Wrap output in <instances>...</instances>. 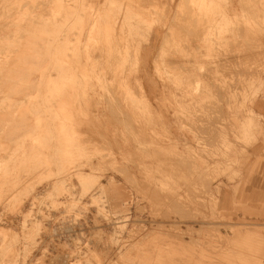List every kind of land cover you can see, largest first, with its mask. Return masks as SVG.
<instances>
[{"label": "rangeland", "instance_id": "374dc122", "mask_svg": "<svg viewBox=\"0 0 264 264\" xmlns=\"http://www.w3.org/2000/svg\"><path fill=\"white\" fill-rule=\"evenodd\" d=\"M142 1L0 0V264H264V0Z\"/></svg>", "mask_w": 264, "mask_h": 264}, {"label": "bare ground", "instance_id": "6f19581e", "mask_svg": "<svg viewBox=\"0 0 264 264\" xmlns=\"http://www.w3.org/2000/svg\"><path fill=\"white\" fill-rule=\"evenodd\" d=\"M143 1H145V0H143ZM143 1H142V2H143ZM146 1H147V0H146ZM148 1H149V0H148ZM151 1H152V0H151ZM151 1H150V2H151ZM178 1H179V0H178ZM255 1H256V0H255ZM40 2H41V1H40ZM140 2H141V1H140ZM181 2H182V1H181ZM239 2H240V0H239ZM239 2H238V3H239ZM244 2H245V1H244ZM252 2H253V1H252ZM260 2H261V1H260ZM263 2H264V1H263ZM37 3H38V2H37ZM37 3H36V4H37ZM245 3H247V2H245ZM245 3H244V4H245ZM145 4H146V3H145ZM263 4H264V3H263ZM155 5H156V4H155ZM241 5H242V4H241ZM249 5H250V4H249ZM260 5H261V4H260ZM36 6H37V5H36ZM245 6H246V4H245ZM188 7H189V6H188ZM263 7H264V5H263ZM243 8H244V7H243ZM251 14H253V13H251ZM179 15H180V14H179ZM255 15H256V14H255ZM257 15H258V14H257ZM173 16H174V15H173ZM182 16H183V15H182ZM251 16H252V15H251ZM263 16H264V15H263ZM197 17H198V15H197ZM181 19H182V18H181ZM185 19H186V18H185ZM195 19H196V18H195ZM200 19H201V18H200ZM175 20H176V19H175ZM190 20H191V19H190ZM201 20H202V19H201ZM263 21H264V20H263ZM263 21H262V22H263ZM182 22H184V20H183ZM185 22H186V21H185ZM190 22H191V21H190ZM260 22H261V21H260ZM174 23H175V22H174ZM168 24H169V23H168ZM179 24H180V23H179ZM184 26H185V25H184ZM191 26H192V25H191ZM191 26H190V27H191ZM186 27H187V26H186ZM182 28H183V27H182ZM261 29H262V28H261ZM177 30H178V29H177ZM187 30H190V29H187V28H186V31H187ZM239 30H241V29H239ZM259 30H260V29H259ZM166 31H167V29H166ZM175 31H176V30H175ZM180 31H181V29H180ZM182 32H184V30H183ZM190 33H191V32H190ZM172 34H173V33H172ZM191 35H192V34H191ZM193 35H194V34H193ZM88 36H89V35H88ZM249 36H251V35H249ZM182 38H183V37H182ZM186 38H187V37H186ZM261 39H262V38H261ZM247 41H248V40H247ZM87 42H88V41H87ZM236 42H237V41H236ZM245 42H246V41H245ZM183 43H184V42H183ZM251 44H252V43H251ZM254 44H255V43H254ZM255 48H256V47H255ZM245 49H247V48H245ZM245 49H244V50H245ZM99 51H100V50H99ZM159 51H160V50H159ZM253 51H254V50H253ZM97 52H98V51H97ZM243 52H244V51H243ZM244 54H245V56L249 57V58H248V61H250L249 59H250V57L253 55L252 50H250V48H248V49L244 52ZM261 54H262V53H261ZM230 55H231V54H230ZM235 55H237V54H235ZM96 56H97V55H96ZM170 56H171V55H170ZM227 56H228V55H227ZM253 56H254V55H253ZM232 57H233V56H232ZM241 57H242V56H241ZM242 58H243V57H242ZM242 58H241V59H242ZM253 58H254V57H253ZM253 58H252V60H253ZM228 59H229V56H228ZM232 59H233V58H232ZM234 59H235V58H234ZM236 59H237V58H236ZM243 59H245V58H243ZM255 59H256V58H254V60H255ZM221 60H222L221 62L224 63V62H223V59H221ZM229 60H231V58H230ZM245 60H246V59H245ZM167 61H168V60H167ZM226 61H227V60H226ZM233 61H234V60H233ZM241 61H242V60H240L238 63H240ZM256 61H258V59L255 60V61H253V62L250 61V64H251V63L255 64L254 62H256ZM245 62H247V61H245ZM232 63H233V62H232ZM257 63H258V62H257ZM257 63H256V64H257ZM173 64H175V63H173ZM219 64H220V63H219ZM181 65H182V64H181ZM210 65H211V63H210ZM248 65H249V64H248ZM172 66H173V65H172ZM220 66H221V65H220ZM226 66H227V64H226ZM242 66H243V65H242ZM242 66H241V67H242ZM258 66H259V65H258ZM221 67H222V66H221ZM228 67H229V66H228ZM231 67H232V66H231ZM234 67H236L235 64L233 65V68H234ZM243 67L245 68L246 65L243 66ZM173 68H174V67H173ZM187 68H188V67H187ZM211 68H212V67H211ZM224 68H225V67H224ZM224 68H223L222 70H224ZM226 68H227V67H226ZM237 68H238V67H237ZM246 68L249 69V67H246ZM246 68L243 70V71H244V74H245V70H246ZM254 68H256V66H255V67L253 66L252 69H254ZM177 69H178V68H177ZM229 69H232V68H229ZM234 69H235V68H234ZM234 69H232V70H234ZM189 70H190V69H189ZM206 70H207V69H206ZM218 70H219V69H218ZM220 70H221V68H220ZM236 70H239V69H236ZM236 70H234V72H235ZM255 70H256V69H255ZM211 71H212V70H211ZM225 71H226V70H225ZM253 71H254V70H253ZM253 71H251V72H253ZM234 72H233V74H234ZM238 72H240V70H239ZM238 72H237V73H238ZM248 72H249V71H248ZM242 73H243V72H242ZM253 73H254V72H253ZM107 74H108V73H107ZM204 74H206V73H204ZM227 74H228V71H227ZM227 74H226V75H227ZM255 74H256V73H255ZM198 75H199L198 72L195 71V70H193V71H191L190 77H198ZM228 75H229V74H228ZM242 75H243V74H242ZM249 75H251V74H249ZM251 76H252V75H251ZM229 77H230V76H229ZM108 78H109V77H108ZM208 78H209V76H208ZM232 78H233V77H232ZM246 78H247V77H246ZM248 78H249V76H248ZM248 78H247V79H248ZM250 78H251V77H250ZM250 78H249V79H250ZM111 79H112V78H111ZM191 79H193V78H191ZM234 80H236V77H235ZM240 80H241V79H240ZM248 81H249V80H248ZM235 82H236V81H235ZM240 82H241V81H240ZM244 82H247V81L244 80ZM208 83H209V82H208ZM248 84H249V83H248ZM112 85H113V84H112ZM230 85H231V84H230ZM239 85H240V84H239ZM244 85H245V84H244ZM246 86H247V84H246ZM110 87H111V86H110ZM115 87H116V86H115ZM233 87H234V86H233ZM240 87H241V86H240ZM240 87H239V89H240ZM237 88H238V87H237ZM245 88H246V87H245ZM109 89H110V88H109ZM214 90H215V89H214ZM219 90H220V89H219ZM221 90H222V89H221ZM232 90H233V89H232ZM240 90H241V89H240ZM236 92H237V91H236ZM217 93H218V96H222V94H220L219 91H218ZM104 94H105V93H104ZM206 95H207V94H206ZM103 96H104V95H103ZM203 96H205V95H203ZM207 96H208V95H207ZM218 96H217V97H218ZM246 96H247V95H246ZM113 97H114V96H113ZM115 98H116V97H115ZM226 98H227V97H226ZM200 99H201V98H200ZM116 101H117V100H116ZM118 101L120 102V100H118ZM229 101H230V100H229ZM229 101H228V102H229ZM119 102H118V103H119ZM231 102H232V101H231ZM263 103H264V102L259 101L258 103H256V106H257V107H259V106H260V107H263ZM229 105H230V104H229ZM220 106H221V104H220ZM223 106H224V105H223ZM230 107H231V106H230ZM114 108H115V107H114ZM253 108H255V107H253ZM93 109H94V108H93ZM111 109H112V108H111ZM218 109H220V108H218ZM220 110H221V109H220ZM101 111H102V110H101ZM114 111H116V110H114ZM123 111H124V110H123ZM216 111H217V109H216ZM218 111H219V110H218ZM218 111H217V112H218ZM111 112H113V111H111ZM206 112H207V110H206ZM103 113H104V112H103ZM208 113H209V112H208ZM203 114H204V113H203ZM210 114H211V113H210ZM255 114H256V113H255ZM258 114H259V113H258ZM110 115H111V114H110ZM119 115H120V114H119ZM220 115H221V114H220ZM202 116H203V115H202ZM204 116H205V115H204ZM221 116H222V115H221ZM117 117H118V115H117ZM205 118H206V117H205ZM110 119H111V118H110ZM110 119H109V120H110ZM121 119H122V118H121ZM203 120H205V119H203ZM119 123H120V122H119ZM130 126H131V125H130ZM127 127H128V126H127ZM127 127H126V128H127ZM123 128H124V126H123ZM209 128H210V127H209ZM199 130H200V129H199ZM203 130H205V128H203ZM203 130H202V131H203ZM206 130H208V128H207ZM209 132H210V130H209ZM213 132H214V130H213ZM215 133H216V132H215ZM213 134H214V133H213ZM114 135H116V134H114ZM91 136H92V135H91ZM94 137H95V136H94ZM107 139H108V138H107ZM91 140H92V139H91ZM114 142H115V141H114ZM92 143H93V142H92ZM117 144H118V142H117ZM109 145H110V144H109ZM98 148H99V147H98ZM111 148H112V147H111ZM119 153H120V152H119ZM162 157H163V156H162ZM110 158H111V157H110ZM107 161H108V160H107ZM119 164H120V163H119ZM119 167H121V166H119ZM113 168H114V167H113ZM125 181H126V179H125ZM129 181H130V180H129ZM134 191H135V190H134ZM143 199H144V198H143ZM134 218H135V217H134ZM150 221H151V220H150ZM151 222H152V221H151ZM162 225H163V224H162ZM229 225H230V224H229ZM236 225H237V224H236ZM173 226H174V225H173ZM216 226H217V225H216ZM242 226H243V225H242ZM244 226H245V225H244ZM65 229H66V228H65ZM157 232H158V231H157ZM216 232H217V231H216ZM235 232H236V231H235ZM256 233H257V232H256ZM212 235H213V234H212ZM147 237H148V236H147ZM203 237H204V235H203ZM190 239H191V238H190ZM144 240H145V239H144ZM158 240H159V239H158ZM209 242H210V241H209ZM218 242H219V241H218ZM222 242H223V241H222ZM213 243H214V242H213ZM175 245H176V244H175ZM232 248H233V247H232ZM211 250H212V249H211ZM228 252H229V251H228ZM172 254H173V253H172ZM199 254H200V253H199ZM232 254H233V253H232ZM167 255H168V254H167ZM236 256H237V255H236ZM169 257H170V256H169ZM117 258H118V257H117ZM168 263H169V262H168ZM179 264H180V263H179Z\"/></svg>", "mask_w": 264, "mask_h": 264}]
</instances>
